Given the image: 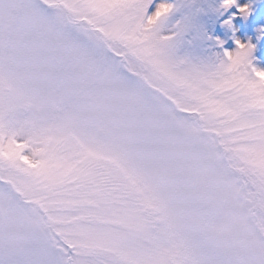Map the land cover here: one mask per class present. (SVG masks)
I'll list each match as a JSON object with an SVG mask.
<instances>
[{"label": "snow or ice", "instance_id": "snow-or-ice-1", "mask_svg": "<svg viewBox=\"0 0 264 264\" xmlns=\"http://www.w3.org/2000/svg\"><path fill=\"white\" fill-rule=\"evenodd\" d=\"M254 12L0 0V264H264Z\"/></svg>", "mask_w": 264, "mask_h": 264}, {"label": "rangeland", "instance_id": "rangeland-1", "mask_svg": "<svg viewBox=\"0 0 264 264\" xmlns=\"http://www.w3.org/2000/svg\"><path fill=\"white\" fill-rule=\"evenodd\" d=\"M241 2H244V0H241ZM261 2H262V0H261ZM234 11V10H233ZM237 21H239L240 23L242 22V26L245 28V25H247V27L245 28V30L243 31V33H242V31L240 30V27H239V24H238V22ZM237 21H234V24H235V26H236V33H235V35H236V38H238V39H240V40H245V39H247V38H251L252 39V37H251V34H250V32H248L249 31V26H248V23H247V21L245 22V21H240V20H237ZM213 34L215 35V34H219L220 35V37H221V39H226L227 38V43H226V45H225V47H227V48H229V49H231L232 48V46L231 45H229V40H231L230 39V37L232 36V33H231V36H225V34L224 33H214L213 32ZM225 37V38H224ZM254 66L255 67H257L258 69H261V70H264V62H262L259 58H255L254 59Z\"/></svg>", "mask_w": 264, "mask_h": 264}]
</instances>
